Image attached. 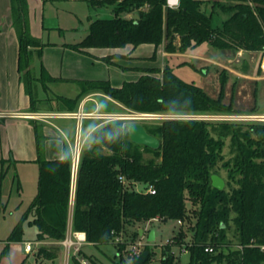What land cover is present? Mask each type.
Instances as JSON below:
<instances>
[{
	"label": "trees",
	"instance_id": "1",
	"mask_svg": "<svg viewBox=\"0 0 264 264\" xmlns=\"http://www.w3.org/2000/svg\"><path fill=\"white\" fill-rule=\"evenodd\" d=\"M87 1L94 6H113L115 17L93 20L89 35L81 43L65 45L78 52L87 54L85 50L92 48H137L144 44L159 47L166 41L165 47L170 53H186L204 43L221 50L264 53V0L215 1L210 12L211 3L198 0H181L179 8L168 7L167 0ZM11 9L20 45L21 81L30 97L31 111H36L40 102L36 97V82L53 79L44 72L37 78L32 70L31 49L40 44L30 34L27 0H11ZM217 12L231 16L221 26L213 27ZM135 14L139 15L138 19L133 18ZM177 38H180L179 47L174 45ZM146 72L138 80L126 82L121 87H114L108 81L84 82L83 85L103 92L136 113L211 115L239 112L233 103L225 102L224 79L220 95L214 98L196 83L182 80L170 66ZM43 84L47 90L48 85ZM60 100L69 108L77 103L67 98ZM233 125L198 119H164L159 125L144 126L149 134L160 140L159 149L132 142L124 121L101 125L88 139L81 156L73 228L85 232L88 242L95 246L116 243L128 227L137 224L168 219L192 223L187 207L190 201L196 214L193 242L185 248L190 260L184 263L173 252V247L184 249L181 228L179 235L172 239L174 243L163 247L160 264H262L264 253L257 248H247L252 241L264 244V162L255 161L262 154L258 151L248 153L240 147L241 156L235 168L228 169V188L218 190L212 185L211 177L219 173L225 143L223 134L220 132L219 136L218 131L223 126ZM237 126L259 136L258 148L264 143V124L250 121ZM35 134L39 185L28 213L34 214L39 241L61 242L68 228L72 161L67 154L61 160L45 159L46 137L39 125H35ZM144 151L159 160H145ZM235 172L240 174L239 189L232 187ZM136 182L146 184V192L131 189ZM150 188L156 192L151 193ZM228 230H233L238 246L245 247L243 251L229 252L231 248L224 241ZM134 236L138 237L139 232ZM9 241H22L21 224ZM116 244L123 253L126 245ZM207 246L214 247L215 252L207 253ZM59 250L60 247H56L49 257H57ZM151 259L150 252L147 262Z\"/></svg>",
	"mask_w": 264,
	"mask_h": 264
},
{
	"label": "rangeland",
	"instance_id": "2",
	"mask_svg": "<svg viewBox=\"0 0 264 264\" xmlns=\"http://www.w3.org/2000/svg\"><path fill=\"white\" fill-rule=\"evenodd\" d=\"M223 2H226V0ZM27 4L29 7L30 34L37 38L40 44L39 47L31 49L32 70L37 78L42 77L39 67L40 58L57 51L52 50V48L81 43L89 35L93 20L115 17L113 6H94L87 0H27ZM6 5L7 0H0V24L3 23L4 16L2 17V15H5ZM230 16L231 14L217 12L213 18V27L221 26ZM179 39L175 40L174 45L177 47L180 45ZM166 43L165 41L163 49L168 52L165 47ZM7 45H9V41L4 39L0 47V56L12 57L14 55L13 47ZM16 51L18 52L17 49ZM186 53L194 54L198 58L172 56L171 59H168L167 57L161 68L172 67L175 74L182 80L196 83L214 98L220 95L221 83L224 79L226 82L224 87L225 102L233 103L234 108L239 112L211 115L153 114L150 117H143L138 116L136 112L127 111L125 115H122L125 119L117 121H124L127 127L134 123L143 126L159 125L164 119L169 118L198 119L235 124L236 127L234 125L231 127L223 126L218 131L219 136L221 133L223 134L225 143L222 149L223 158L219 164V173L214 174L221 176L226 181L229 175L228 169L235 168L236 160L241 156L240 147L246 149L248 153L258 151L262 155L255 158V161L264 162V143L258 148L259 136L237 126L250 122L251 120L247 119L249 116L262 118L263 120L253 122L264 124V53L221 50L213 48L208 43H204ZM157 64H160L159 60ZM43 83H46L49 89L45 90ZM41 87L44 91H41ZM76 89L73 85L64 86L52 83L46 78L43 82L39 80L35 84L36 97L39 98L42 92L52 96L54 100L50 101V104H53L54 108H57L56 104L60 101L58 95L64 92L66 94L72 93ZM12 100L11 103L9 99L4 98L3 102H0V109L13 110L18 107V104L22 105L24 101L23 98L20 101ZM38 104H41V102H38ZM55 122L53 123L59 124L57 127L60 129L56 126H53V130L49 128L56 141L48 145V157L51 158L50 160H54L59 157L57 153L61 152L63 157L66 154L69 155L72 161V145L77 131L76 122L72 118L55 120ZM85 124L84 135L87 133L86 126L92 127L95 122L86 121ZM39 126L44 134L46 126ZM28 132H30V136ZM31 135H34V137L36 135L34 122H31L28 130L14 121H7L4 125H0V264H23L24 262V264H66V253L62 247L58 251L57 257H49V253L54 252L55 248L60 246L47 245V241L40 243L38 228L33 222L34 214L28 213L38 194L39 185V164L37 161L29 162L30 158H38L37 148H34L33 151L29 150ZM144 159L147 161L159 160L158 157L147 151H144ZM226 162L228 166L225 167ZM234 176L232 187L239 189L240 174L235 172ZM227 188L228 185L226 184L225 189ZM131 189L137 192H146L147 185L136 182L131 186ZM187 207L191 219H193L190 224L186 222L179 224L178 221L168 219L128 227L127 232L121 237L122 243L126 245L123 253L119 252L117 242L99 246L88 245L83 248V252L88 257L96 259L99 264H133V250L135 246L139 245L143 247V251L148 247L152 253V259L145 264H160L163 247L174 236L179 235L181 228L184 232V249L193 242L195 206L189 201ZM20 224L22 225V241L11 244L9 239L15 228ZM141 231L144 232L143 235H141ZM151 231H155V240L149 242L148 237ZM135 232H139L138 237L134 236ZM224 241L231 248L229 252L238 250V242L233 236V230L227 231ZM25 242L33 244L32 253L26 254ZM8 245L11 246V250L6 251L7 247H10ZM227 246L225 244V247ZM173 252L182 262H189L190 256L187 251H183L179 247H173ZM225 252L228 253V250ZM69 264H74V262L70 261Z\"/></svg>",
	"mask_w": 264,
	"mask_h": 264
},
{
	"label": "crops",
	"instance_id": "3",
	"mask_svg": "<svg viewBox=\"0 0 264 264\" xmlns=\"http://www.w3.org/2000/svg\"><path fill=\"white\" fill-rule=\"evenodd\" d=\"M198 1L211 3L208 6V12H210L212 11L211 7L213 2L224 0ZM3 16V23L0 24V47L2 41L4 39H7L9 41V45L7 46L13 47L14 55L12 57L0 56V102H3L4 98L9 99L11 103L13 102L12 99L20 101L23 98L24 101L22 102V105L18 104V107L16 109H0V125H4L7 121H14L17 124L23 125V127L27 128V130L28 128L30 129L31 122H34L35 125H45V133L43 134L46 137L44 141V157L47 160L51 159L48 157V145H51L56 141V138L50 133L49 130H53V126L57 127V125H59L55 124V120L67 119L57 117L55 115L60 113H76L78 111L94 114L125 115V113L129 111L120 102L105 95L103 92L88 89L83 85L84 82L108 81L114 87H121L126 82L138 80L143 75H145L147 73L146 71L148 70L164 69L161 68V65L167 59V57L168 59H171L172 56H189L198 58L194 54L166 52L165 49H163L164 43L159 47L151 44H144L138 46L137 48H134L132 46L117 49L92 48L85 50L88 52L87 54L67 48L65 45L56 46V48H52V50H57L56 52H51L49 55L47 54L44 57L40 58V73L41 75L46 73L49 77H51L53 80H51L50 82L52 83L64 86L73 85L74 88L76 87L77 89L72 93L66 94V92H64L58 95V97L77 100V103L74 107L69 108V105L59 99V103L56 104L57 108H54V106H52L53 104H50V101L54 100L52 99V96H48V94L42 92L38 98L40 99L41 104H38V109L36 111H31V100L29 95L25 91L24 84L21 81V73L19 71L20 45L17 37V32L14 28L11 0H7L5 15H2V17ZM16 49L18 50V52L16 51ZM103 59H108L109 61ZM158 60L160 64L156 65ZM31 66L33 67L32 63ZM43 87H41V91H44ZM44 114L49 116L43 118L41 115ZM86 121H93L95 122V124L92 127L86 126L87 133L84 135L83 130L86 125ZM75 122L76 125H78V121L75 120ZM105 123L107 122L98 118L84 119V121L82 122L83 127L81 136L82 140H86L85 146L87 145L88 139L91 137L94 131ZM60 124L62 125V123ZM57 128L60 129L59 127ZM28 133L30 136V132ZM30 142L31 144L29 145V150L33 151L34 148H37L36 135L35 137L34 135H31ZM76 142L77 131L72 148L74 147ZM57 155H59L60 158L58 157L54 160H61L64 158L63 153L61 152H59V154L57 153ZM36 161L37 158H30L29 160V162ZM150 233L151 232H149V236ZM43 242H46L47 245H57L60 246V248L62 247L60 245V242L51 240L40 241V243ZM10 243L14 244L18 242L10 241ZM9 250H11V246L7 247L6 249V251ZM26 254L30 253L26 252Z\"/></svg>",
	"mask_w": 264,
	"mask_h": 264
},
{
	"label": "built area",
	"instance_id": "4",
	"mask_svg": "<svg viewBox=\"0 0 264 264\" xmlns=\"http://www.w3.org/2000/svg\"><path fill=\"white\" fill-rule=\"evenodd\" d=\"M181 4V0H167V5L168 7L171 8H179ZM138 116H143V117H150L153 116V114H137ZM43 118L48 117L49 115H41ZM57 117H62V118H72L78 121L77 125V142L72 148V153H73V161H72V167H73V179L72 180V191H71V200H70V211H69V220H68V228L66 232L65 238L60 242V245L62 248L65 249V255H66V264H69L70 261H73L74 264H94L92 259L88 257L84 252L83 248L88 245H92L90 242H88L87 239V234L82 231L75 230L73 228V216H74V204H75V190H76V182H77V174H78V169L80 165V160L81 156L83 153V150L85 148V141L82 140L81 136V131H82V122L86 118H98L102 119L105 122H110V121H115V120H121L125 119L122 117V115H108V114H94V113H85L83 111H78L76 113H60L55 115ZM136 118V117H135ZM170 119V118H169ZM175 119V118H171ZM248 120L251 121H256V120H263L260 117L257 116H249L247 118ZM120 180L122 182H125V179L123 177H120ZM74 184V185H73ZM148 191L151 193H155L156 191L152 188H150ZM179 224H182L181 221H179ZM117 242L121 243V238L117 239ZM173 240H169L167 242V245L173 244ZM244 246H238V249L243 251ZM247 248L253 249L257 248L261 252L264 253V244H257L256 242L252 241L249 245H247ZM33 244L31 242L25 243V251L28 253L33 252ZM183 251H186L185 249H182ZM205 251L207 253H214L215 248L212 246H207L205 248ZM143 252V247L142 246H135L132 254V259L139 256ZM264 264V262L262 263Z\"/></svg>",
	"mask_w": 264,
	"mask_h": 264
},
{
	"label": "water",
	"instance_id": "5",
	"mask_svg": "<svg viewBox=\"0 0 264 264\" xmlns=\"http://www.w3.org/2000/svg\"><path fill=\"white\" fill-rule=\"evenodd\" d=\"M133 18L138 19L139 15L135 14ZM130 135V140L138 145L146 146L151 149H159L161 146L160 140L149 134L142 124L134 123L127 128ZM212 185L215 189L224 190L226 181L219 175H212ZM143 235V231L140 232ZM155 240V231H151L149 242ZM150 256V251L145 250L139 256L132 259L133 264H145Z\"/></svg>",
	"mask_w": 264,
	"mask_h": 264
}]
</instances>
